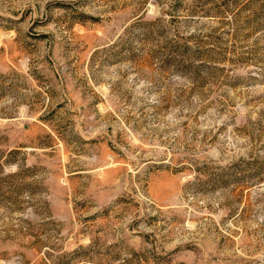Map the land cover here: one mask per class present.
Returning a JSON list of instances; mask_svg holds the SVG:
<instances>
[{"label":"rangeland","instance_id":"obj_1","mask_svg":"<svg viewBox=\"0 0 264 264\" xmlns=\"http://www.w3.org/2000/svg\"><path fill=\"white\" fill-rule=\"evenodd\" d=\"M0 264H264V0H0Z\"/></svg>","mask_w":264,"mask_h":264}]
</instances>
